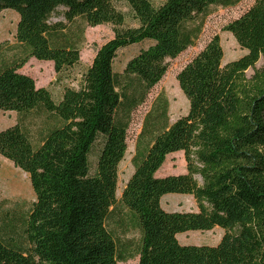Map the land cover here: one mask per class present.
<instances>
[{
  "label": "trees",
  "instance_id": "obj_1",
  "mask_svg": "<svg viewBox=\"0 0 264 264\" xmlns=\"http://www.w3.org/2000/svg\"><path fill=\"white\" fill-rule=\"evenodd\" d=\"M116 1L0 0V15L5 8L19 15L11 55L0 45V110L40 119L37 141L20 121L0 130V155L29 175L36 195L19 236L0 226V264H118L135 256L138 264H264V65L256 68L264 58V0L224 27L244 55L223 64L214 35L178 72L189 111L163 126V110L147 117L120 200L132 112L165 76L166 59L195 44L211 10L241 0H124L133 27ZM106 23L114 36L58 100L19 71L31 58L52 61L62 80L81 64L85 25ZM143 42L115 73L118 51ZM177 151L187 171L157 176ZM168 193L192 195L198 210H166ZM131 227L138 243L126 235ZM215 227L224 230L215 245L178 239Z\"/></svg>",
  "mask_w": 264,
  "mask_h": 264
},
{
  "label": "rangeland",
  "instance_id": "obj_2",
  "mask_svg": "<svg viewBox=\"0 0 264 264\" xmlns=\"http://www.w3.org/2000/svg\"><path fill=\"white\" fill-rule=\"evenodd\" d=\"M160 1V0H157ZM255 0H241L239 3L229 7H216L206 16L202 31L195 44L188 47L176 58H167V72L162 80L155 85L149 92L146 100L139 105L133 112L131 122L128 128L127 151L124 159L119 164V180L117 198L120 200L122 191L134 171L133 156L136 152V143L138 135L145 125V120L149 115H155L164 111L162 121L163 125H169L185 115L189 111V101L180 88L177 80L178 72L209 42L214 35H219L224 50L223 64L235 60L247 51L243 49L235 39L234 35L224 30V27L232 20L239 17L245 10L254 4ZM116 8L125 16V27L137 25L133 18L128 3L124 0L115 2ZM19 15L12 8H5L0 15V45L2 44L3 53L11 55L10 47L16 43V27ZM53 20L57 16L52 17ZM115 33L113 24L106 23L97 26L85 25V40L81 46L80 56L81 64L70 72L69 76L62 80H56V72L52 61L38 60L31 58L19 71L26 73L34 78L36 85L47 87L51 90L53 97L58 100L66 86L77 88L82 80L83 72L91 65L97 50ZM148 42H143L122 48L112 64L115 73H122L126 62L136 54L141 48L148 46ZM264 65V58L261 57L256 64V68ZM254 72L253 68L247 70L250 76ZM39 118L35 115H28L20 118L15 111L0 110V130L21 122L29 132L32 139H40ZM152 135H147L150 139ZM96 152L92 155V162L96 160ZM187 171L186 160L183 151H177L169 154L157 171V176L163 177L171 174H182ZM36 199L32 188L29 175L15 164L0 155V226H12L9 234L14 237L19 236L24 224V218L27 216L33 202ZM162 206L169 211H189L198 210L197 203L192 195L168 193L162 197ZM8 226L6 228H8ZM127 237L134 239L138 243L139 233L131 227L127 229ZM224 230L215 227L211 230L200 231L192 230L178 235L181 243L185 244H217ZM118 264H138V257L135 256L125 262Z\"/></svg>",
  "mask_w": 264,
  "mask_h": 264
}]
</instances>
